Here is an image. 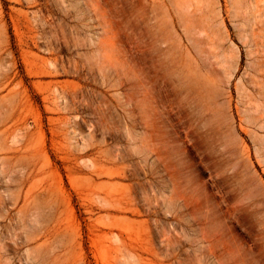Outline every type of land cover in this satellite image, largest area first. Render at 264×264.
Instances as JSON below:
<instances>
[{"label": "rangeland", "instance_id": "1", "mask_svg": "<svg viewBox=\"0 0 264 264\" xmlns=\"http://www.w3.org/2000/svg\"><path fill=\"white\" fill-rule=\"evenodd\" d=\"M0 264H264V0H0Z\"/></svg>", "mask_w": 264, "mask_h": 264}]
</instances>
